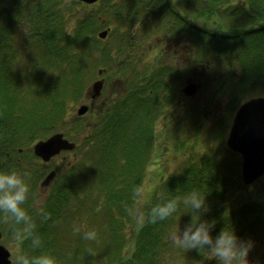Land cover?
Instances as JSON below:
<instances>
[{
    "label": "trees",
    "instance_id": "obj_1",
    "mask_svg": "<svg viewBox=\"0 0 264 264\" xmlns=\"http://www.w3.org/2000/svg\"><path fill=\"white\" fill-rule=\"evenodd\" d=\"M1 1V155L6 157L7 152L20 154L21 147L26 148L27 143L57 131L69 120L71 123L64 133L77 142L74 163L59 167V180L63 185L54 192V202L47 205V218L55 219L56 224L47 227L48 236L52 238L47 240L46 255L54 257L56 264H163L166 255L177 258L180 264H217L215 259H206L209 255L206 250L202 253L197 249L185 251L171 243L169 234L182 230L192 219V214L186 212L189 209L183 205L165 221L156 224L145 221L142 227L135 224L137 201L148 161L157 144V120L169 104L167 102L176 96V84H166L162 76V81L149 83L140 95L142 86L138 79L126 96L107 102L104 110L96 114V121L88 124L89 131L84 114L69 118L68 101L82 98L90 83L98 78L97 74L92 76L100 49L97 32L109 24V21H103L107 16L90 12L86 9L88 5L77 0H43L38 8L33 7V16L38 17L32 19L30 15L24 17L20 6L25 2V5L32 4L31 0ZM26 19H31V23L28 32L24 33L22 22ZM200 19L210 23L203 24ZM189 24L190 46L195 47L208 67L217 63L219 70L220 66L230 64L233 55L238 53V71L233 75L235 87L229 90V98L247 92L252 97L264 95V0H201L191 13ZM88 46L93 48L91 53L95 55L92 65ZM121 49L119 46L114 53L105 49L104 55L118 57L123 55ZM69 62L74 70L79 67V71L86 74L91 71L78 89L74 88L75 81L69 88ZM119 66L116 64L109 72L120 77L119 72L127 69ZM169 88L173 94L166 97L164 92ZM72 89L77 93L74 97L70 96ZM198 106L190 110V115H182L178 122L173 120L171 137L175 136L174 142L177 141L174 152L188 148L192 154L179 164V171L166 175L160 192L146 199L144 216L151 207L167 199L182 198L197 190L205 194L208 205L202 219L216 222L213 236L225 226L233 227L241 239L259 235L264 232V195L242 202L229 201V195L237 191L238 183L244 184L241 181L242 156L228 146V130L216 148L210 147L207 152H195L196 139L190 143L192 136L200 138L194 133L200 131L197 128L200 116L210 117L212 111L211 104L205 110V106L202 109ZM196 115L197 119L199 116L198 123H194V129L188 130L190 133L187 134L185 126L195 122L192 118ZM74 120L76 129L70 131L68 127L74 126ZM183 134H187L184 139ZM219 135L216 127L214 138ZM93 152H101L103 156L96 160ZM12 157L16 159V155ZM19 167L24 171L21 163ZM66 187L70 190H65ZM194 215L198 217V214ZM67 219L69 223L74 222V228L83 225L89 231L87 223L95 225L96 240L83 239L81 231L74 234V238L68 237L71 245L63 246L61 243L66 236H62V240L59 230H64L62 223ZM61 246L67 248V253Z\"/></svg>",
    "mask_w": 264,
    "mask_h": 264
},
{
    "label": "rangeland",
    "instance_id": "obj_2",
    "mask_svg": "<svg viewBox=\"0 0 264 264\" xmlns=\"http://www.w3.org/2000/svg\"><path fill=\"white\" fill-rule=\"evenodd\" d=\"M41 1L43 0H31L32 4L30 5H25L26 2L20 5L21 8H23L24 10V17H27L28 15L32 16V19L33 18L35 19L36 17H38V16H33L34 15L33 7L35 6L37 7L38 5H40ZM44 1H47V0H44ZM66 1L68 2L70 0H66ZM187 1L188 0H186V2ZM0 2L2 1L0 0ZM200 2L201 0H191V5H190L191 13L197 9V6L199 5ZM111 3H114L113 0H99L98 2H95L94 4H91V5L84 3L85 6L88 5L86 6L88 7L86 8L87 10H90V12H94V13L97 11L99 12V16H106L105 14L107 13V19H104L103 21L104 22L109 21L108 26L112 28L110 31L109 37L106 39L105 43L99 40L100 49L97 50L98 54H97V59L94 65L95 68L94 70H92L94 71L92 72V76L93 74H97L98 78H101V77L104 78L103 91L101 95L93 99L91 96V92H89L93 85V82L96 80L95 79L90 83V87L88 91L84 94L82 98L75 99L76 101L74 100L68 101V110H70V114H71L69 118L71 116H74V119H75V116H79V113L77 112L78 106L83 103H88L89 109L87 113L84 114L85 116L84 119L86 120L85 125L89 131L91 130L88 124L96 121V114L99 113V111L104 110V107L107 104V102L113 100L114 98H122L126 96L131 90L133 86L132 85L133 82H135L133 79L136 76L135 70L137 69H134L133 73L132 71H128L126 72V74L124 72H119L120 77L116 75L117 73L114 72V75H113L109 71L112 69H115L116 64H119L120 66L125 67L124 66L125 62L130 61V60L124 57V53L127 54L129 57L133 58L132 60L133 64L137 60L136 65L134 64V66L135 68H138V66L140 65V60H141V59L138 60V53H141L140 48H142L141 46H138V45L140 44V42L146 40V37H147L146 30L140 29L139 27L137 28L138 20L135 15H131L133 17L129 20L130 23H133L134 25L128 26L125 23L126 18L123 17L122 19V17H120L121 15L117 16L116 14L117 8H114V6L112 5V10H114V15H113L112 10L109 7ZM85 6H83V8H85ZM20 17H23V16H20ZM227 20L229 21L230 19H227ZM199 22L203 24L210 23V22L207 23L205 20H201V19ZM30 23H31V19L29 21L26 19L24 22H22V25L24 26V28L22 25L21 26L23 28L22 30H24V33L25 31L28 32L29 30L28 26L30 25ZM103 28L104 27H102L100 30H102ZM105 28H108V27H105ZM18 39H19V36L17 35V41ZM262 44L263 42H261V45ZM119 46H121L122 48L121 50L123 52V55H119L118 57L115 56L114 58L111 55H104L105 49L114 53L115 50H117ZM147 47L148 46H146L145 48L146 50H147ZM88 48L91 54V59L89 60V63L90 65H92L94 63L95 55L91 53V50L93 48L91 46H88ZM142 55L144 56V60L147 62L152 61V59L154 58V57H151L150 55L148 56V54H142ZM190 58H191L192 65H191V68L189 69L188 75L186 74L182 75L181 78L184 77V79L187 80L189 76L192 79L190 81H195L199 84L198 89L193 95L191 96L181 95L182 97L180 96L181 98L178 100L176 97L179 95L178 92H180V88H178L179 86L178 84L179 83L184 84V83L181 82V79H177L171 76L172 74L171 75L169 74L168 76L165 75L166 77L164 76L165 78H167L168 83L172 82L171 85L176 84V86L174 87L175 89L174 94H176V96L174 97L173 100L171 101L169 100L170 102L169 101L167 102L169 104L166 105L164 112L159 116L157 120V124H156L157 125L156 126L157 127L156 128L157 144H156V148L154 150L152 159L148 161L149 164L147 166V172H146V177L143 182L141 196L139 200L137 201L138 214L136 216L135 224H138V225H140L139 224L140 217L144 216V203L146 199L151 197L150 195H156L158 192H160L162 183L166 175L169 173L172 174L173 172L179 171L180 166L183 164L182 162L186 159V156H190V154H192V152L190 153V150L188 148H185L184 150L178 153L176 151L174 152L173 150L174 144H176L177 141L174 142L175 136L171 137L170 129H171L173 120L178 122L180 118H183L182 115H190V110H193V108H196L198 105H200L201 108L198 106L200 109H202L203 106H205L203 108V110H205V109H208V105L211 104L212 111L210 113V117H205L204 119L203 117L200 116V124L197 127L199 128L200 131L199 132L194 131V133H198L197 135H200V138L198 139L197 138L198 136L195 135L196 138L192 136L191 138L193 141H190L191 143V142H194V140L196 139V141L194 142V148H193L195 152H198V153L207 152L210 147L216 148L215 147L216 144H219V141H221V139L224 137L226 130H228V133H229V129H230V126H231L236 110L245 100H247L251 96L250 95L251 93L247 92L246 94L240 97H238L236 94H235V98L231 99L228 97L229 90H232L235 87V83H234L235 76L233 75L235 74V72L238 71V65H237L238 53L233 55L234 60L230 64L224 67L220 66L219 70H217L218 68L217 63L211 64L209 65V67L208 65H206L207 62L203 63L195 47L190 49ZM74 64L76 63L74 62ZM197 64L198 66L195 68L196 73L192 75L193 70H194L192 66L195 67ZM199 64H202V65L199 67ZM103 66H105V68ZM78 68L74 70V67L72 68L71 62H69V64L67 65V70L68 72H70L69 88H72V84L75 81L74 88L78 89L79 84L85 83L86 81L84 79L86 75H88L91 72L90 71L86 74L85 71L83 70L79 71ZM210 69H213V70H210ZM182 70L183 69H181V71ZM170 72L173 73L172 70ZM100 73L102 74L100 75ZM64 86L66 90L69 92L68 87H66V84H64ZM75 95H77V93H74V89H72L70 92V96L74 97ZM173 101L175 105H173ZM167 106H171V107L168 109ZM169 112H174V114L170 115ZM230 115H231V118H230ZM192 119H195L196 121L193 123L191 121L190 124H186L185 126V129L187 128L185 130L186 133L188 130L194 129L192 125L194 126V123H198L199 116H198V119H197V115L195 116V118H192ZM69 123H71V120H69L67 123L61 124L60 129H62L63 131L67 130V125ZM180 123L181 122L175 124L174 126H177ZM75 127H76V123L74 120V126L70 125L68 129L75 130L76 129ZM216 127L218 128L220 135L214 138ZM60 129H58V131H61ZM187 134L186 135L183 134V139L186 138ZM45 136L42 135L40 138H45ZM47 136H49V134ZM82 136H84V133H82ZM227 137H228V134H227ZM71 140H74V139H71ZM78 141L80 144L83 143V141L80 138H78ZM30 146H31V143H27V146H26L27 151L24 152V154L26 155L22 156L23 157L22 164L25 169H28L29 167L26 168L25 166L29 162L31 164L30 167L32 169V173H39L41 172L39 164L35 163L34 160L32 159L33 157L31 156V154H29ZM168 146L169 148L170 147L172 148L170 151H169ZM16 154L17 153L15 152L14 156ZM92 156L96 158L97 160L101 158L103 155L101 152H93ZM72 159H73V156L70 155L68 158H66L63 161V165H68L72 161ZM14 161L15 163H17V159H14ZM180 163L181 165L179 166ZM241 181H242V184H244V186L238 183V185L236 186L237 191L236 192L234 191L230 193L229 195L230 202H235L237 200H240V202H242L245 200L258 199L264 195V175L261 176L259 179H257L252 184H245L243 180ZM87 225L89 227V231L96 229L95 225L88 224V223ZM75 228H77V226ZM75 228H74V222H73V223L67 224L64 230H59L61 237L66 236L64 240L62 237L63 241L62 243L60 242L61 244H63V246L64 244L65 246H69L72 244V242H69L67 240H68V237L74 238V234L77 233L74 231ZM262 228H264V226ZM247 240L253 241V247L248 255L249 264H264V232L263 233L261 232V234L259 235L257 234L254 237L248 238ZM11 247L13 248V246ZM61 249L62 251L67 253L66 247L61 246ZM180 263H181L180 260H178L177 258L173 256L168 257V255L165 256V259L163 261V264H180Z\"/></svg>",
    "mask_w": 264,
    "mask_h": 264
},
{
    "label": "flooded vegetation",
    "instance_id": "obj_3",
    "mask_svg": "<svg viewBox=\"0 0 264 264\" xmlns=\"http://www.w3.org/2000/svg\"><path fill=\"white\" fill-rule=\"evenodd\" d=\"M77 1L86 3L83 0ZM98 1L99 0H96L95 2ZM95 2L89 4L91 5ZM113 2L114 3H111L109 7L111 10L112 5L114 8H117V12L115 11L117 16L121 15L120 17H122V19L123 17L126 18L125 23L128 26L134 25L133 23H130L129 20L133 17L131 15H135L138 20L137 28L139 27L147 32L146 40L140 42L138 45L142 47L140 48L141 53H138V60L141 59L138 68H135L134 66V64L136 65L137 60L133 64V58L124 53V57L130 60L126 61L124 64L127 69L124 73L126 74L128 71H132L133 73L134 69H137L135 70L136 76L134 80L136 82L139 79V82H141L140 85L142 86V89L141 91L139 89L140 95L142 94L143 88L148 86L149 83L155 84L156 81H162V78L160 77H164L165 75L168 76L169 74H172L171 76L174 78L181 79V82L184 83H179L181 86L180 92H178L179 95L176 96L177 99L179 100L182 96L189 95L185 92L184 86L195 81H190L192 79L189 76L187 80L184 79V77L181 78V76L185 74L188 75L189 69L192 65L190 58L191 46L189 29L191 0H188L187 2L186 0H113ZM112 13L114 15V10H112ZM105 15L107 16V13ZM105 27H109L108 24H106L104 28ZM109 28L110 30L107 37H109L112 29L111 27ZM146 46H148L147 50L145 49ZM142 54H148V56L150 55L154 58L152 61L147 62L144 60V56ZM201 65L202 64H199V67ZM197 66L198 64L195 67L192 66L194 69L192 75L196 73L195 68ZM119 67L125 68L123 66ZM181 69L183 70L181 71ZM171 70L173 73L170 72ZM165 80L167 82V78H165ZM171 83L172 82H167L166 84L171 85ZM196 84L199 86L197 82ZM168 92L170 93L166 94ZM164 93L166 97H171L173 90L169 88ZM173 105H175L174 101ZM170 107L171 106H167L168 109ZM169 113L170 115L174 114V112ZM35 143V140L31 143V146L29 147V154L33 157L32 159L34 162L39 164L41 172L32 173V169L30 167L31 164L29 162L25 166L26 168L29 167L28 169L23 167L24 171L30 173L29 199L24 207L36 225L34 235L39 237L40 244L39 246H33L32 238L27 235L22 236L19 240L15 239L10 225L0 223V245H4L9 253L8 255L11 260L9 264H14L17 256L31 260L32 257L46 255L47 240L52 238V236H48L47 227H51L53 224H56L55 219L47 218V213L49 212L47 205L48 203L54 202V192L62 188L63 185L62 181L59 180V167L63 165V161L70 155L73 156V159L69 164L74 163V149L61 150L59 153L51 157L49 161H44V159L40 156H36L34 149ZM23 149L26 150L27 148L21 147L19 149L20 154L19 157H17L19 161L21 160L22 153H24ZM10 154L11 152L7 153V155H9V158L7 159H3L0 154V171L15 170ZM53 170L55 171V174L51 179H49L48 183L44 184V180ZM65 190L69 191L70 189L66 187ZM70 215L73 217L74 212ZM69 222V219L63 221L62 226L65 228ZM17 227L22 228V226ZM11 246H13V248Z\"/></svg>",
    "mask_w": 264,
    "mask_h": 264
},
{
    "label": "clouds",
    "instance_id": "obj_4",
    "mask_svg": "<svg viewBox=\"0 0 264 264\" xmlns=\"http://www.w3.org/2000/svg\"><path fill=\"white\" fill-rule=\"evenodd\" d=\"M68 34L71 35V32ZM30 173L27 171H0V223L10 225L13 236L19 240L27 235L32 238L33 246H39L40 239L34 235L36 225L32 217L24 207L29 199ZM183 205L192 214V219L178 231L169 234L171 243L185 251L197 249L200 253L206 250L210 253L208 260L215 259L217 264H249L248 255L253 247V241L241 239L233 227H224L215 236L212 231L215 228V220L202 219V215L208 211L205 194L193 190L185 196L167 199L149 210L146 216L140 217L139 224L142 227L147 221L156 224L165 221L177 212ZM194 214H198V217ZM17 226H22L18 228ZM79 233L83 231V239L96 240V232L88 231L84 226L74 229ZM92 250L89 249V252ZM14 264H56L54 257L42 255L32 257L31 260L17 256Z\"/></svg>",
    "mask_w": 264,
    "mask_h": 264
},
{
    "label": "water",
    "instance_id": "obj_5",
    "mask_svg": "<svg viewBox=\"0 0 264 264\" xmlns=\"http://www.w3.org/2000/svg\"><path fill=\"white\" fill-rule=\"evenodd\" d=\"M88 3L96 0H83ZM1 8V3H0ZM108 29L99 33L106 37ZM104 80L98 79L93 82L90 89L92 98L101 95ZM198 89L196 82L188 83L184 90L193 95ZM89 109L88 104H81L77 112L82 115ZM228 146L242 155V179L245 184H252L264 175V95L253 96L245 100L235 112L229 134ZM76 143L64 137L63 132H56L47 139L38 140L35 145V153L44 160H49L53 155L63 149L75 148ZM55 171L44 180L48 183ZM4 245H0V264H9L11 261Z\"/></svg>",
    "mask_w": 264,
    "mask_h": 264
}]
</instances>
